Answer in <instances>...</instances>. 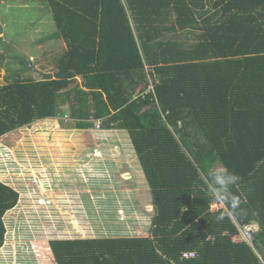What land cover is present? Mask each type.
<instances>
[{"label":"trees","instance_id":"obj_1","mask_svg":"<svg viewBox=\"0 0 264 264\" xmlns=\"http://www.w3.org/2000/svg\"><path fill=\"white\" fill-rule=\"evenodd\" d=\"M32 3L67 50L42 79L0 84V137L60 114L126 130L155 208L145 235L51 239L56 263L264 264V0ZM220 169L243 201L223 221L207 191ZM19 197L0 180V248ZM248 224L253 243L236 239Z\"/></svg>","mask_w":264,"mask_h":264},{"label":"rangeland","instance_id":"obj_2","mask_svg":"<svg viewBox=\"0 0 264 264\" xmlns=\"http://www.w3.org/2000/svg\"><path fill=\"white\" fill-rule=\"evenodd\" d=\"M10 1V8L0 2L2 85L19 76L42 79L67 50L64 40L48 38L56 31L50 12L42 15L32 0ZM94 122L79 129L75 119L60 114L0 137V180L20 193L4 215L0 264H57L51 239L150 232L152 192L128 132Z\"/></svg>","mask_w":264,"mask_h":264},{"label":"clouds","instance_id":"obj_3","mask_svg":"<svg viewBox=\"0 0 264 264\" xmlns=\"http://www.w3.org/2000/svg\"><path fill=\"white\" fill-rule=\"evenodd\" d=\"M241 178L227 169L217 170L207 181V191L221 212L217 215L218 221H223L237 213L242 204V199L233 194L231 187L236 185ZM5 245V244H4Z\"/></svg>","mask_w":264,"mask_h":264},{"label":"built area","instance_id":"obj_4","mask_svg":"<svg viewBox=\"0 0 264 264\" xmlns=\"http://www.w3.org/2000/svg\"><path fill=\"white\" fill-rule=\"evenodd\" d=\"M121 213H123V211H120ZM258 229L257 226H255V224H248V225H244V226H240V234L236 236L237 240H247L250 243H253L254 240V232ZM195 253L194 252H185L184 256L185 257H192L194 256Z\"/></svg>","mask_w":264,"mask_h":264},{"label":"crops","instance_id":"obj_5","mask_svg":"<svg viewBox=\"0 0 264 264\" xmlns=\"http://www.w3.org/2000/svg\"><path fill=\"white\" fill-rule=\"evenodd\" d=\"M2 0H0V2H1ZM3 5H4V8L6 7V6H10L11 5V1L10 0H3V3H2ZM10 8V7H9ZM97 149V148H96ZM88 159V158H87ZM88 161H89V159H88ZM119 236H121V235H119Z\"/></svg>","mask_w":264,"mask_h":264}]
</instances>
